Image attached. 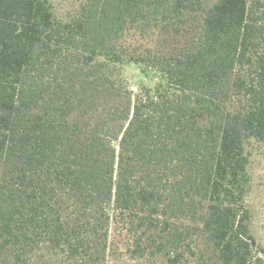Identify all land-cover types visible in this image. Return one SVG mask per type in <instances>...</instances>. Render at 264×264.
<instances>
[{"label": "trees", "instance_id": "obj_1", "mask_svg": "<svg viewBox=\"0 0 264 264\" xmlns=\"http://www.w3.org/2000/svg\"><path fill=\"white\" fill-rule=\"evenodd\" d=\"M151 30L186 34L183 51L132 54ZM132 63L158 79L134 92ZM254 141L264 0H85L68 19L50 0H0V264L45 248L97 264L112 229L133 260L182 264L203 237L223 264H264Z\"/></svg>", "mask_w": 264, "mask_h": 264}, {"label": "rangeland", "instance_id": "obj_2", "mask_svg": "<svg viewBox=\"0 0 264 264\" xmlns=\"http://www.w3.org/2000/svg\"><path fill=\"white\" fill-rule=\"evenodd\" d=\"M54 5L58 17L68 19L76 14L85 0H50ZM210 2L216 0H209ZM195 25L192 20L186 22L184 27ZM184 30V28H183ZM186 30V28H185ZM184 33V32H183ZM186 34L176 35L173 32L162 30H151L144 34L136 33L129 38L132 54L140 55L150 50L158 52H181L185 47ZM125 75L129 87L138 91L141 82L152 84L158 76H146L138 64L125 65ZM250 153V175L251 186L248 198L251 210V229L258 245L264 247V142L254 141L249 147ZM125 233L112 229L110 241L113 247L105 253V258L100 259L97 264H168L164 256H157L152 259L133 260L126 255L127 238ZM197 255L189 257L182 264H223L217 251L207 243L203 237L198 240ZM112 251V252H111ZM104 257V256H103ZM69 258L62 254H53L47 248L42 250L37 257V264H73ZM4 264H13L11 259L3 261Z\"/></svg>", "mask_w": 264, "mask_h": 264}]
</instances>
